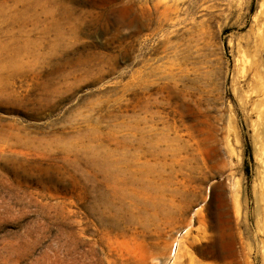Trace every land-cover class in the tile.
<instances>
[{"label":"rangeland","instance_id":"obj_1","mask_svg":"<svg viewBox=\"0 0 264 264\" xmlns=\"http://www.w3.org/2000/svg\"><path fill=\"white\" fill-rule=\"evenodd\" d=\"M0 264H264V0H0Z\"/></svg>","mask_w":264,"mask_h":264},{"label":"trees","instance_id":"obj_2","mask_svg":"<svg viewBox=\"0 0 264 264\" xmlns=\"http://www.w3.org/2000/svg\"><path fill=\"white\" fill-rule=\"evenodd\" d=\"M245 157L251 159L250 147L246 145Z\"/></svg>","mask_w":264,"mask_h":264},{"label":"bare ground","instance_id":"obj_3","mask_svg":"<svg viewBox=\"0 0 264 264\" xmlns=\"http://www.w3.org/2000/svg\"><path fill=\"white\" fill-rule=\"evenodd\" d=\"M235 213H236V214L239 213V208H238V207H236V209H235Z\"/></svg>","mask_w":264,"mask_h":264}]
</instances>
